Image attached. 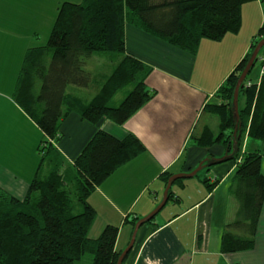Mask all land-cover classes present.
<instances>
[{
  "label": "trees",
  "instance_id": "16d2710c",
  "mask_svg": "<svg viewBox=\"0 0 264 264\" xmlns=\"http://www.w3.org/2000/svg\"><path fill=\"white\" fill-rule=\"evenodd\" d=\"M251 1L82 0L58 7L46 44L26 52L16 81L13 100L41 131L42 140L37 148L38 173L29 182L24 198L16 199L0 189V264H76L86 254L93 256L92 264L117 263L120 252L114 247L118 228L108 225L97 239H89L96 214L87 200L144 147L132 135L119 140L97 130L73 164L66 165L56 148L62 121L75 112L91 125L109 120L120 126L153 98L154 92L145 83L151 69L126 53V25L195 55L202 40L216 42L226 34L238 33L241 7ZM263 38L264 19L249 52L218 88L215 97L219 103L204 107V112L217 117V133L204 126L199 136L192 137L195 147L224 145L223 163L236 164L230 189L234 219L224 226L221 237L220 251L225 254L254 247L264 202V175L260 171L264 152H240L245 133L262 142L264 151V75L257 83L249 81L252 68L241 85L238 102L242 99L243 106L238 104L237 121L232 108L236 82ZM97 53H110L120 60L101 83L95 84L90 100L70 95L68 87L89 88L94 83L86 62ZM127 87L131 90L121 103L109 106L110 100ZM206 159L210 163L216 158ZM170 177H160L164 186ZM182 181L176 180L172 186ZM201 182L211 192L218 180L210 184L203 177ZM171 189L168 201L172 199ZM138 220L129 223L134 227Z\"/></svg>",
  "mask_w": 264,
  "mask_h": 264
},
{
  "label": "crops",
  "instance_id": "0c3cea01",
  "mask_svg": "<svg viewBox=\"0 0 264 264\" xmlns=\"http://www.w3.org/2000/svg\"><path fill=\"white\" fill-rule=\"evenodd\" d=\"M64 2L78 4L82 0H0V189L19 200L38 173L37 148L42 133L14 102L16 81L26 52L41 47L33 41L44 32L50 33L57 9ZM263 19L261 0L243 4L238 33L226 34L216 42L202 40L195 55L126 25V53L151 69L145 83L154 92L153 98L120 126L109 120L91 125L71 112L61 123V138L56 145L68 165L73 164L97 130L119 140L132 135L144 147L141 154L113 172L88 197L96 214L89 239H97L108 225L117 227L114 248L122 252L133 231L129 222L144 218L160 202L165 189L162 175L188 174L207 157L224 156V145L199 148L192 144V137L200 126L217 133L218 124L215 129L210 125L212 118L208 116L202 123L208 115L204 107L219 103L215 97L218 88L249 52ZM245 29L248 32L243 33ZM225 39L232 47L225 53L226 60L219 61L216 51ZM97 54L108 55L109 65L107 72L91 75L96 85L120 60L116 55ZM256 64L258 72L249 81L257 83L264 75L263 47ZM88 89L68 93L90 100L93 96L87 97ZM247 151L264 152L263 143L245 133L240 152ZM235 170L234 162H225L205 172L204 178L210 184L218 180L211 192L199 178L175 183L172 199L159 212L158 220L154 218L139 228L123 264H264V202L254 247L237 253L220 251L224 226L235 214V202L230 196ZM260 171L264 175V157Z\"/></svg>",
  "mask_w": 264,
  "mask_h": 264
},
{
  "label": "water",
  "instance_id": "95a60500",
  "mask_svg": "<svg viewBox=\"0 0 264 264\" xmlns=\"http://www.w3.org/2000/svg\"><path fill=\"white\" fill-rule=\"evenodd\" d=\"M262 47H264V38L262 40H260V42H258V44L255 46V48H254V50H253L248 62L246 63L243 71L241 72V74H240V76H239V78H238V80L236 82V85H235V88H234V93H233V100H232L233 114H234V117H235L236 121L238 120V93H239V89H240L241 85L244 83V81H245L247 75L249 74L250 70L253 68V66L255 64V61L257 59V56H258V54H259V52H260ZM237 128H238V125H236L234 127V132L237 131ZM235 145H236V142L234 141L233 142V151H234ZM207 160L208 159H205L202 162H200L198 164V166L192 172H190L188 174H183V173L175 174V175H172L167 180V183H166V186H165V189H164V192H163V196H162L161 202L156 206V208L152 212H150V214H148L147 216H145L142 219H139L136 222V224L133 227V231H132V234H131V237H130V241H129L128 245L126 246V248L120 253L116 264H122L124 259L126 258V256L129 254V252L133 248V245H134V242H135V238H136V235H137V232H138L139 228L142 225L150 222L153 218H155V216L165 206V204L168 201L169 190L171 189L172 184L176 180L192 179L200 171H202V169L204 167L209 166V165H215V164L223 163L226 159H225V156H223L221 158L213 159L210 163ZM203 162H206V163L203 165Z\"/></svg>",
  "mask_w": 264,
  "mask_h": 264
},
{
  "label": "rangeland",
  "instance_id": "374dc122",
  "mask_svg": "<svg viewBox=\"0 0 264 264\" xmlns=\"http://www.w3.org/2000/svg\"><path fill=\"white\" fill-rule=\"evenodd\" d=\"M243 6V5H242ZM242 8V7H241ZM245 28H247V27H245ZM243 33H245V32H248V30H244V31H242ZM258 32V31H257ZM40 37H39V39H36V40H34L33 42H34V45H36V46H43V45H45L46 44V42H47V39H48V36H49V34H48V32H44V34H41V35H39ZM232 47V45H231V43L230 42H227V39H225V41L224 42H222L221 43V46L219 47V49H217V51H216V56H217V58L219 59V61L221 60V61H224V60H226V55H225V53L227 52V49H229V48H231ZM264 48V47H263ZM105 54H110V53H105ZM261 54V53H260ZM110 55H113V54H110ZM225 58V59H224ZM107 59H108V55H98V54H96V55H94V57L90 60V61H87L86 62V64H87V67H86V70L93 76L94 74H100V73H102V72H107V66L109 65L108 63V61H107ZM258 69H259V67H258V64H256L254 67H253V69H252V71H251V73L248 75V77H251V76H253V75H256L257 74V72H258ZM95 83H93L92 84V86L91 87H89V91H88V93H87V97H92L93 95H94V93H95V90H94V88H96L95 86ZM82 89H84V88H78V87H74V86H70V87H68V90L70 91V90H82ZM131 90V87H127V88H124L123 90H121V91H119L111 100H110V102H109V106H111V107H115V106H117V105H119L120 103H121V101L125 98V96L127 95V93L129 92ZM238 104H239V106H241L242 105V100H239V102H238ZM208 116H209V118H212V119H209V120H212L211 122H210V125H211V127L213 128V129H215V127H216V125L218 124V119L216 118V116H214V115H206L204 118H203V120H202V123H204V121L208 118ZM205 124V123H204ZM203 124V125H204ZM202 125V126H203ZM201 126H200V129L198 130V131H196V133H194V135H196V136H199V134H200V132H201ZM232 151H233V149H232ZM66 165H68V164H66ZM206 171H200L194 178H192V180H195L196 178H199V179H203V177H205V175H206V173H205ZM189 179H185V180H183V181H188ZM161 200H162V197L160 198V202H161ZM159 202V203H160ZM158 203V204H159ZM157 204V205H158ZM156 208V207H155ZM154 208V209H155ZM153 209V210H154ZM152 210V211H153ZM151 211V212H152ZM150 214V213H149ZM159 214V213H158ZM158 214L155 216V218H157L156 220H158ZM121 253V252H120ZM92 259H93V256L91 255V254H86V255H84L82 258H81V260L79 261V262H77L76 264H92Z\"/></svg>",
  "mask_w": 264,
  "mask_h": 264
}]
</instances>
